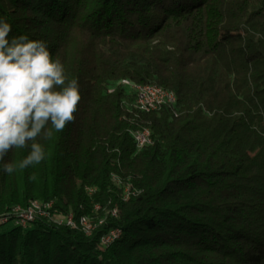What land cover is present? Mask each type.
I'll return each instance as SVG.
<instances>
[{
	"label": "trees",
	"instance_id": "1",
	"mask_svg": "<svg viewBox=\"0 0 264 264\" xmlns=\"http://www.w3.org/2000/svg\"><path fill=\"white\" fill-rule=\"evenodd\" d=\"M0 19L46 41L82 97L38 138L44 161H0V264H264V0H0ZM124 78L172 90L175 112L139 110ZM33 200L50 214L16 224Z\"/></svg>",
	"mask_w": 264,
	"mask_h": 264
},
{
	"label": "clouds",
	"instance_id": "2",
	"mask_svg": "<svg viewBox=\"0 0 264 264\" xmlns=\"http://www.w3.org/2000/svg\"><path fill=\"white\" fill-rule=\"evenodd\" d=\"M11 31V24L0 19V161L14 148L30 152L19 162H5L7 174L47 158L38 138L51 140L54 132L73 123L82 98L78 80L69 78L60 59H53L46 41L10 37Z\"/></svg>",
	"mask_w": 264,
	"mask_h": 264
},
{
	"label": "bare ground",
	"instance_id": "3",
	"mask_svg": "<svg viewBox=\"0 0 264 264\" xmlns=\"http://www.w3.org/2000/svg\"><path fill=\"white\" fill-rule=\"evenodd\" d=\"M120 83L123 86L128 87L129 89H134L136 87L138 90H140V93L142 95H150V87L146 86L145 84H140L136 82H132L131 80L124 78L120 81ZM152 88L155 90V92L159 95H171V100L163 101V107H168L171 111L175 112V104L177 102V98L175 93L167 89L163 86H160L156 83H152ZM111 91V89H109ZM135 102V101H134ZM135 106L142 111H156L158 110L156 108L155 104H147V110L146 108H140V103H135ZM145 133L150 135V131L148 128H143L141 130L134 131L132 134H136L137 137H144V144H141L140 141H135L136 147L140 148L145 146L146 144H149L151 142V137H145ZM127 189V188H126ZM30 203L33 205H27V212H35V207H41V205H48L52 204V201H40V200H33ZM15 212H23L24 207L17 206L13 208ZM49 214H46L48 216ZM88 220V222H87ZM18 221H26V214H18ZM17 224V223H16ZM67 224L73 225V227H80L83 232H89V229H93L94 224L87 218L86 216L79 217L78 221L73 217L72 213H69V216H67ZM121 231L120 229L116 230L114 234H112L111 238L109 239L108 243H103V245H109L114 240L118 238Z\"/></svg>",
	"mask_w": 264,
	"mask_h": 264
},
{
	"label": "built area",
	"instance_id": "4",
	"mask_svg": "<svg viewBox=\"0 0 264 264\" xmlns=\"http://www.w3.org/2000/svg\"><path fill=\"white\" fill-rule=\"evenodd\" d=\"M146 86L150 87V95H142L140 93V90H138L136 87L134 89H130L134 91L135 93V103H140V108H146L147 110V104H155L156 108L159 110L163 107V101L171 100V95H159L155 92V90L152 88V83H146ZM134 141H140L141 144H144V137H137L136 134H132ZM145 137H151L149 134L145 133ZM128 192V189H125V193ZM127 195V194H126ZM28 205H33L32 203H29ZM52 207V204L48 205H41V207H35V212H27V206L24 207L23 212H15L14 209L11 211V215L13 217V221L21 226H26L29 222L34 221L38 217L46 216V214H50V208ZM18 214H26V221H18ZM69 216V214L67 215ZM7 220V216L0 218V222H4ZM66 223L67 224V217L62 220H59V223ZM88 222V220H87ZM73 226V225H69ZM118 230L112 229L108 233L104 234L101 237V243H108L109 239L111 238L112 234H114ZM92 229H89V232H84L85 234H90Z\"/></svg>",
	"mask_w": 264,
	"mask_h": 264
},
{
	"label": "rangeland",
	"instance_id": "5",
	"mask_svg": "<svg viewBox=\"0 0 264 264\" xmlns=\"http://www.w3.org/2000/svg\"><path fill=\"white\" fill-rule=\"evenodd\" d=\"M13 226H14L13 223L10 222V223H8V224L3 225L2 228L5 229V230H9V229H11Z\"/></svg>",
	"mask_w": 264,
	"mask_h": 264
}]
</instances>
